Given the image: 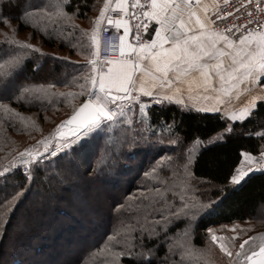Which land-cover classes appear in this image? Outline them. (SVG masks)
<instances>
[{"label":"trees","instance_id":"1","mask_svg":"<svg viewBox=\"0 0 264 264\" xmlns=\"http://www.w3.org/2000/svg\"><path fill=\"white\" fill-rule=\"evenodd\" d=\"M17 2L20 7L5 6L4 15L19 16L21 8H26L30 15H25L23 21L11 18L10 21L17 23L15 30H30L34 37L39 34L43 45L51 49L67 50L68 58L64 54L61 57L66 59H57V55L51 54L28 55V50L23 48L22 55L28 56L22 63L25 67L24 75L19 78L16 75V82L21 89L27 87L28 91H17V98L0 97V102H10L17 108V113L19 110L29 113L38 111L39 117H43V113L69 106L71 101H77V106L87 96L80 95L84 91L80 85L85 83L84 77L90 75L86 65L92 58L90 51L94 26V21L88 26L82 21H87L88 15L98 11L103 0ZM59 4L63 5L67 16L56 13ZM47 65L50 67L47 68ZM261 83H264V78ZM131 110H135L136 114H131ZM131 110L126 111L115 125L102 127L87 137L71 142V146L56 157L40 162L38 166L34 165L36 168L31 169L30 180L26 179L23 165H12L15 161L13 159L19 155L6 164L5 168L9 170L7 175H0V264H78L99 251L106 241L117 220L113 207L117 200L104 209L106 217L111 218L110 225L91 243L99 227L93 224L92 218L86 216L90 203L86 208L80 206L85 200L79 196L80 185L74 180L77 175L74 178L63 176L64 180L57 182V176L68 170L64 163L74 161V154L80 167H83V160L88 162L82 172L84 179L88 177L86 174L89 171L93 174L101 173L105 183L110 180L114 186L118 176L128 171L129 175L134 176H131L130 187L119 194V202L135 188L136 181L143 178L145 173L153 177L159 169L172 166L170 173H167L169 180L173 182L185 177L183 169L178 165L185 161L184 157H188L185 153H191L192 161L188 166L190 175L187 178L191 183L189 189L185 188L186 185L172 187L169 184L168 187L167 183H160L159 180L155 185L158 198L171 192L174 196H181L190 207L199 208L191 216L190 223L189 220L175 223L168 234L184 230L185 225H188L194 231V244L202 246L209 235L208 229L223 224L254 220L255 231H264V214L261 213L264 209V172L253 171L237 185L229 183L233 169L242 159V152L258 156L264 151V135H261L264 133V103L258 101L257 109L250 117L235 122L222 119L221 113L199 111L175 102H163L161 106L150 104L143 116L139 107L134 106ZM137 113L145 121L143 131L136 127L141 123L136 118ZM128 120L134 122V125H129ZM228 127H231V132H224ZM49 133L37 139L44 140ZM220 133H223L221 137ZM170 141L177 143L172 144ZM94 177H97L96 174L88 178ZM22 189V195L7 205L8 211L5 214L4 200L11 199ZM165 238L164 235L154 241L145 238L149 241V249L155 251L158 259H137L125 255L121 258L122 263L165 264Z\"/></svg>","mask_w":264,"mask_h":264},{"label":"snow or ice","instance_id":"2","mask_svg":"<svg viewBox=\"0 0 264 264\" xmlns=\"http://www.w3.org/2000/svg\"><path fill=\"white\" fill-rule=\"evenodd\" d=\"M246 3H250V0H246ZM258 3L264 4V0H258ZM5 6L20 7V4L17 0H0V22L6 26L10 25L11 18L23 21L25 15H30L26 8H21V15L5 16L3 12ZM110 8H112L110 0H104V6L94 20L90 51L92 58L87 61L86 65L90 69V75L85 76V83L80 85L84 89L80 95H87L88 99L73 111L67 121L61 122L62 124L75 125V132H78L79 135H74L73 142L87 137L102 127L115 125L126 111L131 110L137 104H139V110L143 116L148 105L139 103L141 95L150 98L155 103L183 104L184 101L175 99L174 94L161 95L159 92L154 93L152 89L158 86L166 88L174 81L188 80L194 78L196 74L203 77L205 85L211 83L214 74L221 82H230L232 87H238L245 81L264 87V83H261L264 78V22L259 26V31L250 29L241 34L238 40H233L230 30L226 32L214 27L207 15L208 5H202L201 0H143V2L142 0H132L131 4H129V0H115V8L112 10H118L123 14L122 18L118 19H113L110 15L105 16ZM39 10L43 11V9ZM198 11L201 14L198 15ZM251 11L252 9L249 8V14ZM255 11L257 13L264 12V7H257ZM56 13L59 16L68 15L63 11L62 4L57 5ZM227 15H231V13H226L224 16L217 14L216 19L223 20ZM123 17H129L134 23H130L129 19ZM103 20L107 21L106 28L115 24L117 30L123 29V34L119 37V56L115 58L101 57L99 54L96 26H99ZM246 23L254 24V21ZM150 24H154V33L149 31ZM244 27L245 25L233 24L230 29H235L238 32ZM133 30L135 35L130 43L126 41V37ZM142 31L148 32L152 38L147 41L142 40ZM0 48L4 49L0 52V61H2L0 63V97L17 98L15 97L17 91H28L27 87L21 89V86L16 82L17 69L21 64L19 49L26 48L40 53L41 56L47 54L42 53L39 48L31 44H25L19 40H8L7 37L4 41H0ZM112 50L116 51L115 45L112 46ZM224 57H229L230 62L226 63ZM138 72L142 73L139 87L136 83V73ZM145 76L150 77L149 86L145 84ZM179 91L180 89L177 88L176 92ZM258 101L264 103V94L253 95L238 112H227L221 118L233 122L244 121L257 109ZM4 107L7 109V105ZM198 110L220 111L218 108ZM10 111L15 113L14 109ZM127 123L130 125L132 121L128 120ZM59 128L58 125L57 130ZM224 132L230 133L231 127L226 128ZM171 143L176 144L177 142L172 141ZM46 151L47 149H45ZM35 155L36 158L33 160V153L28 152L27 149L24 153L19 154L20 165L28 166L26 175L28 180L31 179L32 166H38L45 156L44 153ZM241 156L240 163L233 169V174L229 177L231 185L239 184L253 171L264 172V151H261L259 156H253L248 152H242ZM13 167H17V165H13ZM178 167H187L186 157L185 163ZM8 171L6 168L0 175H7ZM22 193L23 189L11 199L4 200L5 214L8 211L7 205L15 201ZM165 203L167 202L165 201ZM172 207H175L176 210L173 212L171 207L168 208L167 217L161 213L160 221H152V228L147 230L149 238L153 234L157 238L160 235L167 237L168 230L174 227L175 223H181L184 220L191 222V216L195 211H199V208L190 207L183 202L179 205H172ZM185 227L187 228L188 225ZM156 228L160 229L159 233H156ZM140 232L141 238H143L145 233L143 225L140 226ZM208 232L212 241L218 240V237L212 233V229H208ZM167 238L171 239V237ZM254 239L255 237H249L248 241L241 243L240 249L243 250L245 245ZM220 247L227 256L232 257V252L228 251L223 244ZM240 254L242 251L237 253V255ZM113 255L116 258V264H118L120 256L131 255V253L115 252ZM246 261L247 264H264V242L260 244L258 251L246 256Z\"/></svg>","mask_w":264,"mask_h":264},{"label":"rangeland","instance_id":"3","mask_svg":"<svg viewBox=\"0 0 264 264\" xmlns=\"http://www.w3.org/2000/svg\"><path fill=\"white\" fill-rule=\"evenodd\" d=\"M94 13L95 12L88 15L89 18L87 21H82L84 25H90L93 21ZM16 27L17 23L14 20H11L10 25L8 26L4 23L0 24V41L5 40V37H7L8 40H19L25 44H31L34 47L39 48L42 53L48 54L49 56L57 55L58 57H61V55L64 54V57L68 58L66 56L68 53L67 50L59 48L51 49L48 46L43 45L39 34H35L34 37V34L30 30L24 32H18L16 30L13 31ZM19 50L21 53V64L16 73L18 78L19 76L24 75L25 67L22 65L24 59H26L28 55L40 56V53L33 52L29 49H27V56L26 54L22 55L24 49L22 48ZM2 51L3 50L1 49L0 52ZM0 63H2V61H0ZM50 65H47V68H49ZM65 71H68V69L65 68ZM68 104L69 106L50 111L48 113H43V117H39L38 111H32L29 113L19 110L20 112L17 113V108L13 107L10 102H0V173L6 169V164L9 161H11L15 156H18L20 153H24L26 149L33 153V160L36 158V153H44V159L41 161L44 162L45 160H50L56 157L58 154L64 152L71 146L74 135L61 127L57 130L60 120L72 112V110L76 107L77 101H71ZM4 105H7V109ZM135 107H139V104L135 105ZM12 109L15 110V113L10 111ZM135 112V110H131V114ZM137 117L141 123L136 127L139 131H143L145 128V121H143V118L139 116L138 113L136 118ZM131 124L134 125V122ZM130 130L132 131V129ZM48 131L50 133L47 135L46 139H37L40 135H43ZM61 133H63V135H61ZM221 134L222 133H220L219 137L222 136ZM32 143H34V145L30 147ZM45 149H47L46 152ZM53 153H55V155H53ZM186 154L188 155V157H186L187 167L182 168V172L186 178H178L173 182L169 180L170 176H168L167 173H170L173 168L172 166L168 169H159L156 176L153 177H150V173H145L143 178L136 181V186L131 190L132 192L130 191L123 197L124 199L119 202V194L123 193L125 189L127 190L130 187L131 179L134 176L132 174L129 175V171L126 172L125 175H120L117 177V182H114V186L112 183L113 181L111 182L109 180L105 183V179L100 176L101 173L98 174L95 172L97 177L90 179L88 177H92L95 174L89 171L90 173L86 174L88 177L84 179L82 172L84 171V166H86L88 162L86 163L82 158L83 167H80L79 163L76 161V154H74V156L72 154L74 161L70 160L64 163V166L68 170H64L65 173L63 175L57 176V182H62L64 180L63 176L74 178L77 175L74 180H76V182L80 185L79 196L80 198L83 197L85 200L82 204H80V206L86 208L88 203H90L88 206L90 210L87 211L86 216L92 218L93 224L98 225L99 227L95 233L96 235L91 238V243L104 232L105 227L110 225L111 218L106 217L104 209L107 205L112 203V201L115 203L117 200V204L115 206L112 205L117 219L113 223V230L106 238V241L102 244L99 251H96L91 257H88L85 261H80L78 264H116V258L113 255L115 252H130L131 255L137 259H145L146 257H151L155 260L158 259L155 251L153 249H149L148 247L149 241L146 239L149 238V235L147 230L152 228L153 220L160 221L161 213L167 217L168 208L171 207V211L174 212L176 209L175 207H172V205H179L181 202H185L181 196H174L171 192H167L162 198H158V190L155 191V185L160 181V183H167L168 187L169 184H171L172 187L174 185L178 187L186 185L185 188L189 189L191 183H189V179H187L190 175V168L188 166L190 165V161H192L193 154L191 156V153H185V155ZM13 160L15 161H13L12 165H17L18 167L20 165L19 156L17 158L15 157ZM180 163L184 164L185 161ZM176 165L177 163L175 162L174 166ZM35 168L36 166L33 165L31 169L34 170ZM160 176L162 177L160 178ZM47 180L48 179H45V181ZM176 190L179 192L178 189ZM165 201L167 203H165ZM261 213L264 214V209L261 210ZM51 214L52 216L54 215L53 213ZM141 225L145 228V233L143 235L144 240L141 238ZM254 227V220H245L211 228L212 233L218 237V240L212 241L209 234L205 240V244L202 246L194 244V231L191 227H187L184 230L181 229V231H176V233L171 235L167 234V237H171V239L166 237L163 242L167 245V253L166 256L163 257V261L165 264H245L247 262L246 256L250 255L252 252L258 251L260 244L264 242V231H255ZM155 231L156 233H159L160 229L156 228ZM162 236L163 235H160L159 238ZM249 237H255V239L249 241L245 245L244 249L241 250V243L248 241ZM157 239V236L153 234L148 240L154 241ZM221 244H223L228 251L232 252V257L227 256L226 253L221 250ZM50 245L52 246L53 244ZM80 251L76 252L74 256ZM241 251L242 254L237 255V253H241ZM121 258L122 256L119 257L118 264H123Z\"/></svg>","mask_w":264,"mask_h":264},{"label":"crops","instance_id":"4","mask_svg":"<svg viewBox=\"0 0 264 264\" xmlns=\"http://www.w3.org/2000/svg\"><path fill=\"white\" fill-rule=\"evenodd\" d=\"M112 7L115 8V0H110ZM202 5H208V17L210 19V14L213 13L218 5L219 0H201ZM104 6V0L98 9L93 14V21L100 13V9ZM107 13V12H106ZM105 13V16H106ZM201 12L198 11V15ZM106 20L101 21V24L97 27V35ZM115 25V24H114ZM123 34V29H119ZM154 28L151 30L154 33ZM149 35V40L151 39ZM126 41L132 42V31H130ZM230 51V50H226ZM226 63L230 62L229 57H224ZM143 66V65H142ZM142 73H136V83L137 87L140 85V77ZM146 86L150 85V77L145 76ZM179 88L180 91L176 92V89ZM154 93L159 92L161 95H173L175 99H181L184 101L183 106L194 108L196 110L202 108H218L220 111H204V112H214L225 114L230 111L238 112L240 108L246 105L248 100L251 99L253 95L264 94V87H261L260 84L253 85L248 81L240 83L238 87H232L230 82H221L218 77L213 74V79L209 85L204 84L203 77L199 74H196L194 78H189L188 80H182L180 82L174 81L171 85L166 88H157L152 89ZM218 98V99H217ZM223 101V103H220ZM141 103L147 105L151 104V99L141 95L139 100ZM259 259V257H256ZM247 264V262L245 263Z\"/></svg>","mask_w":264,"mask_h":264},{"label":"built area","instance_id":"5","mask_svg":"<svg viewBox=\"0 0 264 264\" xmlns=\"http://www.w3.org/2000/svg\"><path fill=\"white\" fill-rule=\"evenodd\" d=\"M132 0H129V4H131ZM143 2V0H142ZM257 7H264V4L258 3V0H250V3H246V0H219V5L217 9L210 14V20L213 22V25L216 29L228 32L233 35L231 38L233 40H238L241 34L246 33L250 29H255L256 31L260 30V25L264 22V12L257 13L255 9ZM249 8L252 9L249 14ZM112 8L108 10L106 16H112L113 19L122 18V15L118 10L113 11ZM226 13H231V15L225 16L223 20H217V14L224 16ZM130 20V23H134L131 21L129 17H123ZM247 21H254V24H247ZM236 25H245L244 28H241L240 31H236L235 29H230V26ZM107 22L102 25L98 32V42H99V54L101 57H117L119 56L118 45H119V37L122 35L120 30L115 28L113 24L110 27H107ZM106 28V30H105ZM154 28V24L149 25V31ZM135 35L134 30L132 31V40ZM142 40H149L148 32L141 33ZM116 46V51L112 50V46ZM135 94V93H134ZM152 104L161 106L162 103H155L151 100ZM27 165L23 166V172L27 174Z\"/></svg>","mask_w":264,"mask_h":264},{"label":"water","instance_id":"6","mask_svg":"<svg viewBox=\"0 0 264 264\" xmlns=\"http://www.w3.org/2000/svg\"><path fill=\"white\" fill-rule=\"evenodd\" d=\"M86 99H88V97H86L84 100H86ZM84 100H83V101H84ZM83 101H82L81 103H83ZM81 103H80V104H81ZM80 104H78V105L72 110V112H71L70 114H68L66 117H64L62 120H60V122H59V124H58L61 128L66 129L69 133H72V134L75 135V136H78V135H79L78 132H75V125H74V124H67V123L62 124L61 122H62V121H67L68 118L72 115L73 111H74V110H75Z\"/></svg>","mask_w":264,"mask_h":264}]
</instances>
